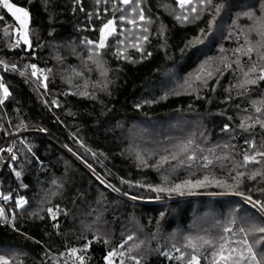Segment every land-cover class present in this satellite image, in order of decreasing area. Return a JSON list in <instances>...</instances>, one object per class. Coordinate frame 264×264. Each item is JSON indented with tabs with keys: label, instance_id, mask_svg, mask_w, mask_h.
Instances as JSON below:
<instances>
[{
	"label": "trees",
	"instance_id": "1",
	"mask_svg": "<svg viewBox=\"0 0 264 264\" xmlns=\"http://www.w3.org/2000/svg\"><path fill=\"white\" fill-rule=\"evenodd\" d=\"M12 1L29 9L30 27L35 33L33 43L40 46L34 47L35 56H32L27 50L8 49L0 40V59L15 62L18 67L25 62L37 63L41 68L52 69V72L47 81L48 91L45 92L39 85L25 82V78L18 73L6 71L0 66V77L11 92L5 105L0 107V124L3 125L0 127V147H6L18 137L14 149L17 160L12 163L22 172L21 177L16 178L9 167L7 157L10 154L0 153L5 157L0 161V193L12 194L9 201L0 199V205L13 209L16 217L11 224L0 223V251L15 263L53 264V253L58 254L66 247H80L86 242L85 237L91 240L93 232L98 231L106 235L110 243L105 246L99 239L92 241L87 253L90 264H105L103 256L106 251L128 235H134V240L128 244H140L133 254L143 257L142 264H179L175 259L170 260L159 254L168 250L173 257L178 255L172 251L173 244L177 248L179 243L185 245L178 231L204 226V234L216 236L221 233L224 224L218 221L230 216V212H227L229 208L241 210L238 213L245 214V221L261 222V214L245 200L248 195L254 200H264V193L257 191L264 189V182L258 179L245 180L240 186L245 196H232L221 187L209 185L195 189L193 194L174 195L163 200L132 199L133 196L156 194L136 185L130 187L127 183H121L120 179L159 182L156 170L137 167L139 162L135 159L132 146L138 140H148L146 144L160 151L157 156L169 151L173 146L170 143L188 138L194 141L192 148L204 149V154L208 149L222 148L224 143H230L235 146V151H227L237 160H242L245 151L252 150L244 143L250 135L257 138L259 146L264 132L258 126L252 133L242 132L236 127L239 113L235 105L251 112L248 99L237 96V89L231 91V100L225 102L223 99L225 90L236 80V74L231 71L220 76L219 81L210 80L209 87L199 92L180 87L179 91H173L178 94L161 99L167 93L166 87L179 86L178 83L174 85L176 78L186 77L193 72L205 57L216 56L218 45L231 50L243 43L242 37L239 40L235 35L227 40L223 37L228 35L233 16L245 7L255 8L259 0H225L229 6L217 17L215 35L193 47H185V42L198 35L200 28L206 29L208 14L201 15L198 20L178 23L169 11L159 6L174 8L175 0H146L143 6L145 15L154 17L149 25V40L144 46L151 55L145 54V58L140 59L135 49L127 48V54L133 56L135 62L118 59L114 51L119 39L117 30V35L110 36L106 41L107 46L101 50L103 62L110 70L108 78L111 83L107 91H97L95 97L76 94L77 91L66 80L68 72L65 69L76 66L79 71L81 58L86 52L80 40H98L101 23L114 14H120L113 8L111 0H100L99 6L107 8V11L101 8L95 10V0H80L78 4H73V0ZM0 17L2 35L6 25L15 26V20L2 5ZM161 22L166 28V43L159 35L151 34L157 32ZM247 23V18H239V24ZM73 47L80 53L79 57L72 54ZM181 48H184L183 54ZM241 59L246 62L248 57ZM94 74L92 71L90 77L93 78ZM213 84L216 85L215 91L211 90ZM261 93H264V82L254 86L250 95L255 98ZM53 98L59 101V106L51 104ZM145 100L154 103H143ZM136 104H140V107L137 108ZM177 117L186 118L189 122L182 124L180 120L176 121ZM229 117L232 119L229 120ZM20 121L26 127L16 132ZM171 121L173 123H167ZM225 123L230 124L228 132L222 131ZM140 124L145 127H139ZM153 124H163L164 129L156 135L146 134V126ZM134 129H138V133H134ZM5 132L9 134L5 135ZM20 140L31 146L32 153L26 152ZM196 144L200 148H196ZM200 154L198 151L197 157ZM216 155H220L218 149ZM154 161L155 158L147 162L152 164ZM176 163L169 161L168 165ZM228 166H231L230 162ZM212 170L225 178L230 175L222 171L218 164ZM164 171L167 174V168ZM188 172L202 174L194 163L191 168L177 167L173 178L183 179ZM52 180H56L61 187L52 185ZM100 180L110 182L119 191L106 187ZM21 182L27 187H20ZM48 191H56L57 194L51 197L50 204L41 206L40 199ZM126 192L127 196L124 195ZM17 195L27 200L23 211L14 208ZM56 205L67 209L68 215L62 212L57 218L59 227L53 228L54 221L40 208ZM33 211H39V217L43 218L29 215ZM161 212L164 213L162 217ZM12 215V212L8 213L9 217ZM259 246L264 247V241ZM129 264L135 262L129 261Z\"/></svg>",
	"mask_w": 264,
	"mask_h": 264
},
{
	"label": "snow or ice",
	"instance_id": "2",
	"mask_svg": "<svg viewBox=\"0 0 264 264\" xmlns=\"http://www.w3.org/2000/svg\"><path fill=\"white\" fill-rule=\"evenodd\" d=\"M79 2L80 0H73V4H78ZM95 2L99 4L100 0H95ZM145 3L146 0H119V6H117V0H111L113 8L120 14L118 16L114 14L113 18H109L106 22L101 23L98 29V40H89L87 38L80 40V45H83L86 49L85 55L81 58L80 70L78 71L76 66H69L68 69H65L68 72L67 82L69 85L73 84L74 77L82 81V83L75 85L78 89L76 94L83 97H95L97 91L108 90L111 83L108 78L110 70L103 62L101 50L107 46L106 41L110 36L117 35L118 27L121 38L116 40L114 46L118 59L135 62L134 57L127 54V48L135 49L140 59H144L145 54L151 55L150 52H147L144 45L149 40V25L153 23L154 17L145 15L143 7ZM0 5L15 20V26L9 27L6 25L2 35H0V40L4 41V46L8 49L19 48L27 50L30 51L32 56H35L33 49L40 45H34L33 43L32 36L35 33L30 27L29 9L18 6L14 2H10V0H0ZM159 6L164 7L165 11H169L178 23H188L198 20L201 15L208 14L206 29L200 28L198 35L185 42V47H193L215 35L214 26L216 25L217 17L229 5L225 3V0H219V2H214V0H175L174 8L169 5ZM107 10V8L104 9V11ZM81 11H83V8H81ZM240 17L247 18L249 23L245 25L239 24ZM155 19L159 18L156 17ZM117 21H119V24H117ZM125 22L130 27H125ZM165 33L166 28L161 22L157 32L151 34L159 35L166 43ZM233 35H235L237 40L242 37L243 43L237 44L231 50L225 49L223 45H218L219 51L217 55L205 57L201 60L197 68L189 73L181 82L180 87L199 92L202 88L209 87L210 80L216 79L219 81L220 76H223L225 72L231 71L235 73L236 80L225 90L226 94L223 99L225 102L231 100L233 98L231 91L237 89V96L247 98L251 109V112H249L248 109H240L239 105H235L239 113V123L236 127L242 132L252 133L258 126L264 132V93L255 98L250 95L254 90V86H258L261 82H264V0H259L255 8L245 7L233 16L231 24L228 26V35H225L223 38L225 40L231 39ZM180 52L183 54L184 48H181ZM72 54L80 56L75 47L72 48ZM241 57H248V59L245 62ZM60 59L62 62V58ZM88 61L92 62L95 66V71L99 75V78L95 81L90 79L93 68L88 65ZM0 66L6 71L18 73L21 77L25 78V82H33L42 87L45 92L48 91L47 81L52 69L41 68L37 63L28 62L18 67L15 62H9L4 59H0ZM85 73H88V75H85ZM33 78L35 79L33 80ZM89 85H91V91L89 90ZM211 90H216L215 84L211 85ZM171 94L178 93L173 91L167 92L161 99ZM10 96L9 87L3 82V78L0 77V107L5 105L6 100ZM44 102L48 103V101ZM143 103H154V101L145 100ZM51 104L59 106V101L53 98ZM136 107L139 108L140 104H136ZM228 119L231 120L232 117ZM0 127H3V125L0 124ZM23 127H26V125L23 121H20L15 131L19 132ZM41 131H46V129H41ZM222 131H230V124L225 123ZM8 134L5 132V135ZM256 140L257 138L254 135H250L249 138L245 139V145L252 150L245 151L242 155V160H237L230 151H227L229 149L235 151V146L230 143H224L222 148L217 146L220 155H216L217 149H208L207 154H204V149H201V154L197 157V153L192 150L194 141L191 138L174 145L173 151L157 156L155 163L152 164L147 162L141 151L133 149L135 159L139 162L137 167H151L156 170L159 175V182L150 183L143 180L125 181L121 177V183H127L130 187L136 185L147 190L148 193L156 194L155 196H133L132 199L163 200L165 197L171 198L174 195L184 196L186 194H193L195 189L209 185H215L225 189L227 192H235L236 195L245 196L244 192L240 190V186L245 180L253 181L258 179L264 182V137L260 138L259 146H257ZM16 143L17 140H12L6 147H0V153L6 152L10 154L7 157L9 167L14 176L19 179L22 172L17 170L12 163L17 160V151L14 150ZM19 143L24 146L27 153H32L31 146L26 145L23 140H20ZM195 147L200 148V145L196 144ZM69 150L71 151V149ZM88 151H91V149H88ZM181 154H184L183 158H181ZM93 156H95V153H93ZM4 159L5 157L0 156V161ZM169 161H177V163L168 166ZM228 162H230L231 166H228ZM253 162L254 165L258 166H253ZM194 163L202 174L196 175L193 172H188L187 176L183 179L173 178L177 167H182L186 164L188 168H191ZM217 164L222 171L230 174L227 178L223 175L218 176L212 170ZM166 166L167 174L164 171ZM88 167L89 169L92 168L90 164ZM97 179L100 178L97 177ZM100 183L112 188L114 191H119L110 182L100 180ZM51 184L56 185L57 188L61 187L56 180H52ZM20 187H27V185L21 182ZM257 191L264 193V189H257ZM56 194V191L45 192L40 199V205L50 204L51 197ZM124 195L127 196L128 193L126 192ZM0 199L9 201L12 199V194L0 193ZM245 200L247 203L252 204L258 213L261 214L260 223L249 220L236 227V218H228L222 226L221 233L216 236L209 234L185 236V246L191 250L190 252L186 253L173 244L172 251L177 252V256L173 257L172 253L168 250L161 251L159 254L170 260L175 259L179 264H201L202 260L204 264H264V247L259 246L264 241V200H254L251 195L246 196ZM26 204L27 200L24 196H16L14 202L15 209L23 211ZM40 210H45L48 217L54 221L52 224L53 228L59 227L57 218L62 212L65 216L68 215L67 209H61L59 205L54 207L49 206L46 209L41 207ZM9 212L13 213L11 217L8 216ZM29 215L43 218L39 217V211H33ZM160 216H164V213L161 212ZM15 218L13 209H6L0 205V223L7 222L11 224ZM257 234L259 235L257 236ZM98 239L105 246L110 243V239L106 235L94 231L92 239L87 240L85 237L86 242L80 247H66L64 251L58 254L53 253L51 256L53 264H90V257L87 253L92 241ZM133 240L134 235L125 236L119 244L107 250L103 256L105 264H129V261H134L135 264H142L143 257L133 254L134 250L139 249L140 244L127 243ZM60 258H63V260L61 261ZM10 259L9 257L0 255V264H10ZM16 264H22V262L17 261Z\"/></svg>",
	"mask_w": 264,
	"mask_h": 264
},
{
	"label": "rangeland",
	"instance_id": "3",
	"mask_svg": "<svg viewBox=\"0 0 264 264\" xmlns=\"http://www.w3.org/2000/svg\"><path fill=\"white\" fill-rule=\"evenodd\" d=\"M144 6V5H143ZM127 7V6H126ZM99 8H101V9H105L104 7H100L99 6V4H97V3H95L94 4V9L95 10H98ZM110 18H113V15L110 17ZM117 24H119V21H117ZM218 25V24H217ZM218 26H220V25H218ZM125 27H130L129 25H127V23L125 22ZM117 30H119L120 31V29H119V27L117 28ZM125 35H127V34H125ZM119 37V39L121 38L120 36H118ZM146 45V44H145ZM144 45V46H145ZM62 58V57H61ZM102 59H103V57H102ZM88 65L90 66V67H92L93 68V71L95 72V74L92 76L93 78H91L90 77V79L93 81V80H97L98 78H99V75H98V73L95 71V66L92 64V62L91 61H88ZM170 73L171 72H169V74H167V77L169 78L170 77ZM182 78H184L185 79V77L183 76V77H178V78H176L175 80H174V85L176 84V83H178L179 84V86H175L174 88H171L170 86L171 85H169L168 87H166L165 88V92H170V91H179L181 88H180V84H181V82L184 80V79H182ZM174 78H172V80H173ZM66 80H67V78H66ZM78 81H81L79 78H73V84L71 85L72 87H73V89L75 90V91H78V89L76 88V84L77 83H82V81L81 82H78ZM89 90L91 91L92 89H91V85H89ZM176 119V121L177 120H180V122L182 123V124H187L188 122H189V120L188 119H186V118H175ZM167 123H173L172 121L171 122H167ZM137 127H138V125H137ZM139 127H145V125L144 124H140L139 125ZM147 128H146V134H149V135H156V133H158V131H160V130H162V129H164V127H163V124H153L152 126H146ZM190 127V126H189ZM138 130V129H137ZM136 129H134V133L135 132H137L138 133V131H137ZM133 133V134H134ZM131 135V134H130ZM133 136V135H132ZM134 137H137V135H134ZM15 140H18V137H16L15 138ZM146 141H148V140H144V141H140V140H138V143L137 142H135L134 144H133V146H132V144H130V146H132V148H134V149H137V150H139V151H141V153L144 155V157H145V159L147 160V161H152V159H156V157H157V155L159 154V152H158V150L155 148V147H153V146H151V145H149V144H146ZM181 142V141H180ZM179 142H173V143H170V145H177ZM134 146H137V147H134ZM173 146H172V148L171 149H169V151H167V152H171V151H173L174 150V148H173ZM192 150L193 151H195L196 153H197V155H198V151L199 152H201V150L199 149V150H195L194 148H192ZM182 155V154H181ZM183 156H184V154H183ZM155 162V161H154ZM168 166H171V165H168ZM253 166H258V165H254V162H253ZM184 167H187L186 165H184L183 166V168ZM167 168V167H166ZM240 189H242V187H240ZM226 193H230L232 196H239V195H236L235 194V192H226ZM36 206H37V204H36ZM232 210V211H231ZM241 210H239L238 208H233V209H231V208H229V210H227V212H230V216H228L227 218H225V219H220L218 222H226V220L228 219V218H231V217H234V218H236V220H237V224H239V225H241L242 223H244L245 222V214H240V213H238V212H240ZM244 213H249V212H244ZM197 216V215H196ZM210 217V216H209ZM243 217H244V220H243ZM180 236H182L183 237V239H184V237L185 236H189V235H191V236H197V235H204V226H202V227H198V226H196V227H193V228H191L190 230H187V231H178L177 232ZM161 234H162V231H161ZM147 236H148V234H146ZM145 236V235H144ZM181 246V247H180ZM178 247L181 249V250H183V251H185L186 253L187 252H190L191 250L190 249H188L185 245H184V243H179L178 244ZM0 255H3V256H5V257H9L7 254H5L4 252H2V251H0ZM9 258H11V257H9ZM203 260L201 261V264H203ZM10 264H16L13 260H12V258L10 259Z\"/></svg>",
	"mask_w": 264,
	"mask_h": 264
},
{
	"label": "water",
	"instance_id": "4",
	"mask_svg": "<svg viewBox=\"0 0 264 264\" xmlns=\"http://www.w3.org/2000/svg\"><path fill=\"white\" fill-rule=\"evenodd\" d=\"M10 2H13L12 0H10ZM18 5V4H17ZM18 6H21V5H18ZM30 20H31V17H30Z\"/></svg>",
	"mask_w": 264,
	"mask_h": 264
}]
</instances>
